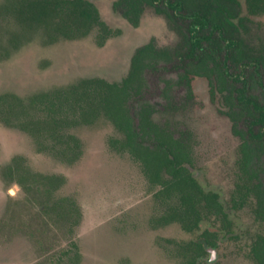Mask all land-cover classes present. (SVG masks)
Here are the masks:
<instances>
[{
	"label": "rangeland",
	"instance_id": "374dc122",
	"mask_svg": "<svg viewBox=\"0 0 264 264\" xmlns=\"http://www.w3.org/2000/svg\"><path fill=\"white\" fill-rule=\"evenodd\" d=\"M115 1H94L102 19L123 30L121 37L109 40L103 48L95 44V30L83 39L47 44L43 33L33 29L28 40L11 50L8 39L22 30L13 20L0 16V47L9 49L7 55L0 50V95L26 101L82 78L119 82L138 46L153 40L162 49L176 47L178 35L152 8H145L135 30L113 9ZM241 3L240 15L248 17L243 0ZM248 18L240 36L256 48L264 44V16ZM177 76L176 68L166 63L146 71L143 100L154 107L153 120L167 125L174 137L189 134L190 171L205 192L217 194L229 209L240 183L241 141L221 112L220 98L210 101L203 78L191 79V99L184 87L176 86L172 102L177 108L167 106L163 83L175 81ZM261 83L256 93L264 100V73ZM128 107L137 122L138 101L131 100ZM67 132L81 142V155L72 163L39 153L30 136L0 120V264H182V257H190L184 248L207 229L217 231V248L199 264H255L250 247L264 225L254 213L252 198L229 209V227H223L214 216L205 217L192 233L176 222L158 226V218L167 211L166 201L158 194L160 187L149 183L142 165L130 153L112 147L113 140L123 137L113 124L101 118ZM17 156L24 158L30 171L61 176L63 183L49 195L41 185L27 192L7 184L2 172ZM261 179L264 184V173ZM60 203L67 208L63 217L52 209ZM71 205L78 217L69 209Z\"/></svg>",
	"mask_w": 264,
	"mask_h": 264
},
{
	"label": "trees",
	"instance_id": "16d2710c",
	"mask_svg": "<svg viewBox=\"0 0 264 264\" xmlns=\"http://www.w3.org/2000/svg\"><path fill=\"white\" fill-rule=\"evenodd\" d=\"M239 3V0H119L114 3V8L135 27L139 25L145 5L163 15L179 35L177 47L159 49L149 43L138 48L132 56L127 76L120 83H109L100 78L80 79L67 87L33 95L26 101L11 94L0 95V120L6 126L27 133L39 153L72 163L81 155V142L67 131L93 125L105 118L123 135L122 139L113 140L112 147L130 153L142 165L148 181L161 187L158 194L166 201L167 211L158 218V225L177 222L183 230L193 232L205 217L214 216L220 219L223 227H229V209L242 206L250 198L256 217L264 225V184L261 179L264 173V103L246 93V82L242 81V89H236L226 68L228 61L245 64L246 59L255 69L264 68V50L253 55L244 50L241 40L232 39V34L242 27V20L238 25L232 22L235 15L228 4ZM244 3L251 15L264 13V0H244ZM0 16L13 20L22 30L8 39L9 47L13 49L18 48L33 29L43 32L49 42L60 38L81 39L95 30L98 46L120 34L101 19L90 0H3ZM0 50L6 51L5 48ZM162 63H171L178 69L175 82L164 80L163 96L171 109L177 108L172 102L173 86L185 87L188 99H191L193 77L205 78L211 94L214 96L217 92L222 96L232 133L241 141L240 183L229 209L220 202L217 194L205 192L189 170L192 165L189 134L175 138L167 125L153 121L155 109L143 101L145 72L156 70ZM134 99L139 103L137 123L128 107ZM243 124L244 129L240 126ZM24 162L22 156L13 158L3 170L2 179L27 192L41 185L46 195L63 183V177L34 173ZM65 207L60 203L52 209L59 210L58 215L63 217ZM69 209L74 217H78L75 206L71 205ZM217 238L216 230L207 229L196 241L189 243L185 252L195 260L188 264H196L197 258H204L207 249H216ZM250 255L255 264H264V229L253 239Z\"/></svg>",
	"mask_w": 264,
	"mask_h": 264
},
{
	"label": "flooded vegetation",
	"instance_id": "af4514ba",
	"mask_svg": "<svg viewBox=\"0 0 264 264\" xmlns=\"http://www.w3.org/2000/svg\"><path fill=\"white\" fill-rule=\"evenodd\" d=\"M92 3H94V1H100V0H90ZM117 1H119V0H116L114 3H116ZM239 4L240 5H238V4H228V7L230 8V10H231V12L235 15V18L234 19H232V22L234 23V24H236V25H238L239 24V22H240V20H242V27H238L239 29H238V32H234L233 34H232V39H236V40H241L242 42H243V44H244V50H246V51H248V52H250L251 54H253L254 55V53H258L259 51H261V50H264V44H261V45H259L258 47H256V48H251V47H249L247 44H246V42L242 39V37L240 36L241 35V31L242 30H244L245 29V24H246V22H249L250 21V19L248 18V17H260V16H264V13L263 14H260V15H251V14H249V12L247 11V8H246V6H245V3H244V6H245V9H246V12H247V14H248V17H243V16H241L240 15V9H241V7H242V3H241V0H239ZM243 2H244V0H243ZM114 3H113V9L114 10H116V11H119V10H117V9H115L114 8ZM95 4V3H94ZM95 6H96V4H95ZM97 7V6H96ZM146 7H150V8H152L153 10H154V12H155V14L156 15H158V16H160V17H162L164 20H165V22H167V24H168V26H169V28L170 29H172L171 27H170V25H169V23H168V21L166 20V18L163 16V15H161V14H158L156 11H155V9L153 8V7H151V6H148V5H145L144 6V8H143V11H142V14H141V17H140V22H139V25L137 26V27H135V26H133L126 18H124L123 16H122V14H121V12H120V14H121V16H122V18L130 25V26H132L135 30L136 29H138L139 27H140V24H141V20H142V15H143V13H144V10H145V8ZM97 9H98V7H97ZM98 11H99V9H98ZM99 13H100V11H99ZM100 16H101V13H100ZM101 19H102V17H101ZM103 20V19H102ZM104 21V20H103ZM105 23H106V21H104ZM107 24V23H106ZM108 25V24H107ZM109 26V25H108ZM110 27V26H109ZM110 28H112V27H110ZM112 29H114V30H119L120 31V34L119 35H117V36H112V37H110V38H108L106 41H105V43L102 45V46H98L97 44H96V42H95V44H96V46L97 47H99V48H103L105 45H106V43L109 41V40H112V39H114V38H118V37H121L122 35H123V30L122 29H115V28H112ZM173 30V29H172ZM174 31V30H173ZM175 32V31H174ZM43 33V32H42ZM176 33V32H175ZM177 34V33H176ZM27 35V34H26ZM43 35H44V38H45V42L47 43V44H52V43H55V42H57V41H59V40H68V41H74V40H79V39H74V40H69V39H65V38H60V39H58V40H56V41H53V42H49L48 41V38L46 37V35L43 33ZM178 35V34H177ZM88 36V35H87ZM86 36V37H87ZM86 37H84V38H86ZM96 38V37H95ZM178 38H179V35H178ZM81 39H83V38H81ZM26 40H28V38L27 37H25L24 38V40L22 41V43L21 44H23ZM179 40H180V38H179ZM179 40H178V42H177V45H178V43H179ZM149 43H153L157 48H159V49H161L160 47H158L155 43H154V41L152 40V41H149L148 43H146V44H144V45H141V46H138L135 50H134V52H133V54H132V56L134 55V53H135V51L138 49V48H140V47H142V46H145V45H147V44H149ZM21 44H20V46H21ZM177 45H176V47H177ZM19 46V47H20ZM18 47V48H19ZM176 47H174V48H176ZM18 48H16V49H18ZM173 48V49H174ZM9 49H11V50H16V49H13V48H9ZM8 49V50H9ZM164 49H169V48H164ZM173 49H169V50H173ZM8 50L6 49V51L4 50V52L2 51V54H4V55H7L9 52H8ZM224 55V52L222 53V56ZM132 56H131V58H130V62H129V68H130V63H131V59H132ZM245 64H236L235 62H233V61H228L227 63H226V68H227V71H228V73H229V75H230V81H231V83L232 84H234V86L236 87V89H242L243 88V82L242 81H244V82H246V84H247V87H245V90H246V93L249 95V94H252V95H254V96H256L258 99H259V101L261 102V103H264V100H262L259 96H258V94L256 93L257 92V90H258V88H260L261 86H262V83H261V76H262V74L264 73V68L263 67H257L256 69L252 66V64L250 63V61H249V59H246L245 61ZM166 64H171V63H166ZM173 67H175L173 64H171ZM129 68H128V72H129ZM176 68V67H175ZM176 70L178 71V69L176 68ZM128 72H127V74H128ZM127 74H126V76H127ZM125 76V77H126ZM124 77V78H125ZM95 78H98V77H95ZM123 78V79H124ZM197 78H201V77H197ZM82 79H91V78H82ZM100 79H103V78H100ZM122 79V80H123ZM203 79H205V78H203ZM80 80V79H79ZM103 80H105V81H107L106 79H103ZM121 80V81H122ZM167 80H169V79H167ZM177 80V79H176ZM175 80V81H176ZM206 80V79H205ZM78 81V80H77ZM121 81H119V82H109V81H107V82H109V83H120ZM174 81V82H175ZM207 81V80H206ZM75 83V82H74ZM207 83H208V81H207ZM164 84V86H165V83H163ZM71 85V84H70ZM176 86H180V85H178V84H176V85H174L173 86V89L176 87ZM208 86H209V83H208ZM181 87H183V86H181ZM185 88V87H184ZM192 88V87H191ZM146 89V88H145ZM163 90H164V88H163ZM185 91H186V89H185ZM193 92V91H192ZM162 94H163V92H162ZM36 95V94H35ZM33 96V95H32ZM217 96L220 98V102H221V105H222V107H223V110L221 111L222 112V114H224L225 115V111L227 110L226 109V107L224 106V104H223V100H222V96H221V94H219V93H217L216 92V94L213 96L212 94H211V90H210V86H209V97H210V101H214L215 100V98H217ZM186 97L188 98V96H187V91H186ZM163 98H164V96H163ZM165 99V98H164ZM134 100H136V99H134ZM144 101V100H143ZM166 101V100H165ZM130 103V102H129ZM166 104H167V101H166ZM138 107H139V103H138ZM138 113H139V111H138ZM131 114V113H130ZM154 114V113H153ZM132 116V115H131ZM226 116V115H225ZM133 117V116H132ZM227 117V116H226ZM153 119V118H152ZM229 119V118H228ZM230 120V119H229ZM154 121V120H153ZM137 122H138V120H137ZM136 122V123H137ZM155 122V121H154ZM156 123V122H155ZM158 124V123H157ZM114 126V125H113ZM116 129V128H115ZM21 131V130H20ZM23 132V131H22ZM119 132V131H118ZM25 133V132H24ZM120 133V132H119ZM27 134V133H26ZM28 135V134H27ZM234 135V134H233ZM29 136V135H28ZM123 136V135H122ZM176 138V137H175ZM189 168V167H188ZM190 170V169H189ZM147 178V177H146ZM148 180V179H147ZM150 183V182H149ZM151 184V183H150ZM151 185H153V184H151ZM161 188V187H160ZM160 218V217H159ZM172 223H175V222H172ZM172 223H169V224H172ZM177 223V222H176ZM169 224H166V225H158V226H167V225H169ZM181 226V225H180ZM183 229V228H182ZM185 231V230H184ZM185 232H187V231H185ZM188 233H192V232H188ZM211 250H215V249H213V248H209V249H207V252H211ZM182 259L183 260H185V261H183V263L182 264H188V262L189 261H192V260H195V258H193V257H182ZM203 260V258H197L196 259V261H197V263L196 264H199V263H201V261Z\"/></svg>",
	"mask_w": 264,
	"mask_h": 264
},
{
	"label": "water",
	"instance_id": "95a60500",
	"mask_svg": "<svg viewBox=\"0 0 264 264\" xmlns=\"http://www.w3.org/2000/svg\"><path fill=\"white\" fill-rule=\"evenodd\" d=\"M215 250H211V253H214Z\"/></svg>",
	"mask_w": 264,
	"mask_h": 264
}]
</instances>
